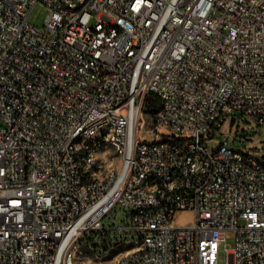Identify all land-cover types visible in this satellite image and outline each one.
I'll return each mask as SVG.
<instances>
[{
  "label": "built area",
  "instance_id": "obj_1",
  "mask_svg": "<svg viewBox=\"0 0 264 264\" xmlns=\"http://www.w3.org/2000/svg\"><path fill=\"white\" fill-rule=\"evenodd\" d=\"M237 114L264 125V0H0V264H71L87 238L132 243L121 264H264V155L206 145ZM103 123L125 168L89 178L115 164L86 145Z\"/></svg>",
  "mask_w": 264,
  "mask_h": 264
},
{
  "label": "rangeland",
  "instance_id": "obj_2",
  "mask_svg": "<svg viewBox=\"0 0 264 264\" xmlns=\"http://www.w3.org/2000/svg\"><path fill=\"white\" fill-rule=\"evenodd\" d=\"M48 13V10L40 5H35L28 17V21L37 27H41L44 24L45 17ZM150 105L149 103H146ZM231 115L229 118L224 121L221 126L216 130L214 136L210 141L206 143L209 150H213L217 145L226 139L227 144L230 147L239 149L244 153L250 154H262L264 155V125H257L255 123L247 122L240 118V114H237L235 121L231 124L230 122ZM149 114L144 112L141 116L140 127L147 130L149 124ZM145 130L141 132L142 137H157L158 134L147 133ZM100 153V152H99ZM103 155V154H102ZM115 157L116 163L119 162V156L114 155V150L111 146L108 145L107 148V160L111 157ZM117 212L112 211L109 216H107L103 223L106 226H117L122 224L123 226L129 223V220L126 218V210L118 206L116 208ZM175 219L178 222H189L190 221V212L189 211H180ZM115 231V230H114ZM230 238L227 240L228 245L233 244L232 232H230ZM132 243L129 242H120L115 245L109 251H105L102 254L98 252L95 247L92 245L89 238L82 241L80 244V249L76 254L75 263L76 264H112L114 256L119 252L125 249L131 248ZM218 260L223 262L226 260V251L224 244L219 247Z\"/></svg>",
  "mask_w": 264,
  "mask_h": 264
},
{
  "label": "bare ground",
  "instance_id": "obj_3",
  "mask_svg": "<svg viewBox=\"0 0 264 264\" xmlns=\"http://www.w3.org/2000/svg\"><path fill=\"white\" fill-rule=\"evenodd\" d=\"M93 13V4H86L85 14ZM113 24V15H104L102 17V25ZM87 32H96V24H87ZM132 35H139V28H132ZM110 131H119V124L113 123H103V125L98 126V130L95 132H90L86 135V145H91V160L92 161H111L113 156L107 160V148L108 145L111 146L114 150V155L119 156V162L105 163L102 170H89V178H103L108 177L112 172H118L119 169L125 168V156L123 152H120L119 142H113L110 137H106V134ZM82 143V136H74L70 138V145H78ZM98 143H100V148L104 149V154L98 152ZM209 151H219V144L213 150ZM115 160V157H114ZM255 163H260V166H264V159L262 156H255ZM171 172H178V165H171ZM153 179V171H145L143 174V184H150ZM158 185H151L149 187V194H157ZM77 252L70 253V262L71 264L75 263V257ZM120 253L115 256L112 261V264H121ZM254 264H261V258H254Z\"/></svg>",
  "mask_w": 264,
  "mask_h": 264
},
{
  "label": "trees",
  "instance_id": "obj_4",
  "mask_svg": "<svg viewBox=\"0 0 264 264\" xmlns=\"http://www.w3.org/2000/svg\"><path fill=\"white\" fill-rule=\"evenodd\" d=\"M146 103H149L150 105H152V104H153V100H152L151 98H148V100H147ZM105 251H107V248L104 249V250H102V251H99V252L102 254V253L105 252Z\"/></svg>",
  "mask_w": 264,
  "mask_h": 264
},
{
  "label": "water",
  "instance_id": "obj_5",
  "mask_svg": "<svg viewBox=\"0 0 264 264\" xmlns=\"http://www.w3.org/2000/svg\"><path fill=\"white\" fill-rule=\"evenodd\" d=\"M233 121H234V118L232 117L231 120H230L231 124L233 123Z\"/></svg>",
  "mask_w": 264,
  "mask_h": 264
},
{
  "label": "crops",
  "instance_id": "obj_6",
  "mask_svg": "<svg viewBox=\"0 0 264 264\" xmlns=\"http://www.w3.org/2000/svg\"><path fill=\"white\" fill-rule=\"evenodd\" d=\"M113 247H114V246H113ZM113 247H112V248H113ZM119 253H120V251H119L116 255H118ZM116 255H115V256H116ZM115 256H114V258H115ZM114 258H113V259H114Z\"/></svg>",
  "mask_w": 264,
  "mask_h": 264
}]
</instances>
